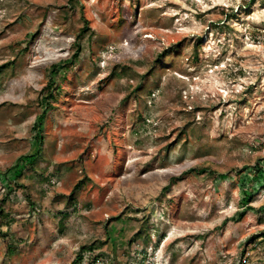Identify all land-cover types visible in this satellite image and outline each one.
<instances>
[{"label": "rangeland", "instance_id": "rangeland-1", "mask_svg": "<svg viewBox=\"0 0 264 264\" xmlns=\"http://www.w3.org/2000/svg\"><path fill=\"white\" fill-rule=\"evenodd\" d=\"M263 215L264 0H0V264H264Z\"/></svg>", "mask_w": 264, "mask_h": 264}, {"label": "trees", "instance_id": "trees-1", "mask_svg": "<svg viewBox=\"0 0 264 264\" xmlns=\"http://www.w3.org/2000/svg\"><path fill=\"white\" fill-rule=\"evenodd\" d=\"M74 0H69V3L71 4L72 2H73ZM199 173L201 172H205L204 170H201V171H198ZM81 185H82V183L81 182H79V183H77L75 186H74V189H73V192H75L76 190H78L80 187H81ZM251 210V209H250ZM244 213H238L237 214V221L238 220H240L244 215H243ZM264 216V215H263ZM258 220H260L259 222L260 223H263L264 222V218H263V221H262V219H258ZM264 235H262L261 237H263ZM97 249H99V247L98 246H95V245H90V246H88V247H83L82 249H81V253L80 254H78L74 259H73V261H72V263L71 264H81V261H82V254L84 253V252H91V251H94V250H97Z\"/></svg>", "mask_w": 264, "mask_h": 264}]
</instances>
